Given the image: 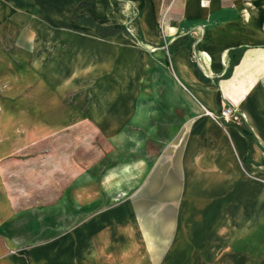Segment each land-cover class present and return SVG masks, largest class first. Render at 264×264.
Here are the masks:
<instances>
[{
    "label": "crops",
    "instance_id": "1",
    "mask_svg": "<svg viewBox=\"0 0 264 264\" xmlns=\"http://www.w3.org/2000/svg\"><path fill=\"white\" fill-rule=\"evenodd\" d=\"M84 1L0 0V264H191L196 246L215 264H264V0H123L122 10L116 0H91L78 8ZM77 8L131 33L103 36L74 18ZM65 93L88 102L72 112L83 119L74 122L78 135L105 133L111 104L121 115L131 104L139 131L115 141L122 168L98 167L102 183L120 173L119 189L145 182L141 199H165L150 211L153 222L129 226L126 204L96 211L111 198L104 186L102 197L75 189L66 202L52 188L63 165L42 141L33 159L31 141L61 133L70 116L47 103H63ZM225 106L237 109L236 121L220 119ZM93 161L86 181L95 180ZM49 167L59 170L51 180Z\"/></svg>",
    "mask_w": 264,
    "mask_h": 264
},
{
    "label": "rangeland",
    "instance_id": "2",
    "mask_svg": "<svg viewBox=\"0 0 264 264\" xmlns=\"http://www.w3.org/2000/svg\"><path fill=\"white\" fill-rule=\"evenodd\" d=\"M69 94L65 93L64 102H48L47 106L49 110L55 111V110H63L65 111V116H70L69 118L65 117L63 119L64 126L63 130H60L61 133H51V130L48 129L49 133L47 136L43 137L40 141H35L34 139L31 141L32 143V158H38L39 152L35 150V147H38L39 145H44L48 147L47 154L48 159H52V163H62L63 167V180H58L57 183H53L52 188L54 190H58L60 192L64 193L65 196V202L67 201L66 197H69L67 193H69L72 190L79 189V191L86 193L88 190L91 192L94 191V194L96 196L102 197L103 195V183L101 182V174L104 170V167H98V164L105 163L107 166L111 163V169H116L119 171L122 167H119V163H121L120 158V151L117 148V143L115 142L118 137L119 133L121 131L127 132L128 135L132 134L135 135L139 129L135 125L132 117L130 115L132 111L130 108L131 104H128V114L120 112L121 104L118 102H114L111 104L112 108V116L109 125H106V128H104L105 133L101 132L99 133L98 129L95 130V134H73L76 133L78 128H80L81 125H74V122L81 120L82 118L76 119L72 118V112L73 111H87L88 110V102L85 100V102H75V100L72 99V97L67 96ZM51 98V97H49ZM52 99V98H51ZM49 99V100H51ZM86 99V98H85ZM96 112H98V104H96ZM74 115H76V112H74ZM82 115V114H81ZM86 120V119H85ZM17 121H23V120H17ZM84 124V123H83ZM76 129V130H75ZM42 141V142H41ZM41 142V144H40ZM129 143V142H128ZM91 146L92 151H89L88 148ZM93 148H95V151H93ZM95 154V155H94ZM90 158V159H89ZM93 158H95L96 162V174H95V180L94 181H86L87 179L84 178L88 174H91L90 172L94 171L93 165H91L90 161ZM123 159V158H122ZM136 157L133 155L129 158V163H134ZM94 162V161H93ZM132 165V164H131ZM130 165V166H131ZM78 169V172H75ZM58 171H53L51 167H49V180H51L53 177V174L58 173ZM75 172V173H72ZM78 174H80V181L77 183V180L75 177ZM51 174V175H50ZM59 176V174H58ZM35 180V177H33ZM55 179V178H54ZM60 179V176L58 177ZM129 180H134L135 176H128ZM39 185V184H38ZM51 184H48V188H50ZM147 186V183L143 182H137V181H128L123 189H114L111 191V198L109 199L106 197L105 199H102L99 197V200L102 199L103 202L99 207H97L96 211H98L100 208L103 207H111L119 208L121 205L124 204L127 205L128 208V214L125 216V219L122 220L124 222H127L128 225L132 224V226L136 227L139 226L140 223H143L144 226H146L147 223H150L151 221H154V215H152L150 211H154L159 207L166 206L165 199H161L159 197L147 201V199H141L146 194L145 188ZM140 190V192H138ZM87 196V195H86ZM147 196V195H145ZM70 201V197L68 198ZM86 200V198H85ZM98 200V201H99ZM165 200V201H164ZM139 202L137 207V203ZM145 202V203H144ZM133 204H136L134 206ZM133 210H131V207ZM138 211V214L137 212ZM147 211V213L145 212ZM148 212H150L148 214ZM163 216V215H162ZM162 218V217H161ZM165 218H168V216H165ZM139 228V227H137ZM139 238H137L138 243L145 245L149 244L150 242L149 238H146L145 236H141V231H137ZM135 235V232L133 233ZM136 237V236H135ZM198 243V242H197ZM262 248V247H261ZM260 248H257V251L255 253V258L258 260L260 258V251L258 250ZM193 250V255L195 258L193 259V262L191 264H215L214 261H206L207 255L206 252H202L200 249V246H196ZM219 251V248H218ZM219 252H215L217 254ZM227 264V263H225ZM230 264V263H229Z\"/></svg>",
    "mask_w": 264,
    "mask_h": 264
},
{
    "label": "trees",
    "instance_id": "3",
    "mask_svg": "<svg viewBox=\"0 0 264 264\" xmlns=\"http://www.w3.org/2000/svg\"><path fill=\"white\" fill-rule=\"evenodd\" d=\"M116 2H117V5H118V8L120 10H122V4L124 3V1L123 0H116ZM90 3H91V0H86V1L82 2L81 4H79L78 8L86 7ZM78 8L74 11V14H73L74 18L77 21L86 22L89 25L95 27L96 30L103 36L115 35L119 31H125L129 35L131 33L130 31L127 30L126 26H122V25H113V26H109L107 28H103L102 26L94 23L91 19H86L85 17L79 15L78 12H77ZM186 37H187V35L180 36L177 39H175L174 42L171 45L172 50L175 51L181 45H184L185 43H187V41H185V39H184ZM192 58H193V62L198 66V63L196 62V56H195L194 50H192ZM199 73H200L201 79H203L204 81H207L205 78L202 77V73H201L200 70H199ZM218 99H219V101H221V93H220V91L218 92Z\"/></svg>",
    "mask_w": 264,
    "mask_h": 264
},
{
    "label": "bare ground",
    "instance_id": "4",
    "mask_svg": "<svg viewBox=\"0 0 264 264\" xmlns=\"http://www.w3.org/2000/svg\"><path fill=\"white\" fill-rule=\"evenodd\" d=\"M84 36V35H83ZM84 38V40L86 39L85 37H83ZM82 38V39H83ZM88 38H89V36H88ZM91 39H93V38H91ZM92 42H94V41H92ZM84 43V42H83ZM91 44L92 43H89V45L91 46ZM88 45V46H89ZM88 46H86V47H88ZM95 45H93V47H94ZM85 47V48H86ZM89 49V48H88ZM85 50V49H84ZM89 51V50H88ZM88 51H86V52H88ZM91 52V51H90ZM90 55V54H89ZM37 57V56H36ZM47 57V56H46ZM46 59V58H45ZM33 64H35V63H33ZM91 71V70H90ZM92 71H93V69H92ZM83 72V71H82ZM88 73V72H87ZM81 74V73H80ZM80 74H79V77H80ZM89 74V73H88ZM77 78V77H76ZM75 80V79H74ZM77 80V79H76ZM76 83H77V81H76ZM66 86H67V84H66ZM73 85H71V87H72ZM63 87V86H62ZM65 87V86H64ZM66 88H68V87H66ZM58 89H60V88H58ZM64 89V88H63ZM63 129V128H62ZM127 169H128V167L127 166H125V167H123V170L124 171H127ZM123 180V177H121V174L120 173H113L111 176H108V177H106V181H103V186H104V188H105V190L106 191H112V190H114V189H119L121 186H122V181ZM258 203V202H257ZM261 203V202H260ZM257 205V204H256ZM264 205V204H263ZM262 204H261V207L263 206ZM260 207V205H259V209L261 208ZM243 210V209H242ZM256 210V209H255ZM254 210V211H255ZM258 211V210H257ZM256 213V212H255ZM248 214H249V212H248ZM257 214H258V212H257ZM247 215V214H246ZM251 215V214H250ZM249 217V216H248Z\"/></svg>",
    "mask_w": 264,
    "mask_h": 264
},
{
    "label": "built area",
    "instance_id": "5",
    "mask_svg": "<svg viewBox=\"0 0 264 264\" xmlns=\"http://www.w3.org/2000/svg\"><path fill=\"white\" fill-rule=\"evenodd\" d=\"M206 3V0L203 1V4ZM220 119L225 122L236 121L238 119L237 109L232 106H225L220 112Z\"/></svg>",
    "mask_w": 264,
    "mask_h": 264
}]
</instances>
